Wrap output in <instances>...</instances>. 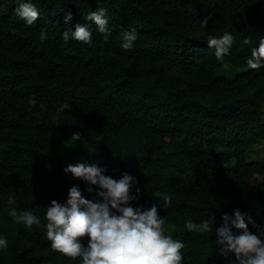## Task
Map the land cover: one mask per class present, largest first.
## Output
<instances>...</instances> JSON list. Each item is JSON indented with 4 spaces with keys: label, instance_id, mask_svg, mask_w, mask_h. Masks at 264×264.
I'll return each mask as SVG.
<instances>
[{
    "label": "trees",
    "instance_id": "16d2710c",
    "mask_svg": "<svg viewBox=\"0 0 264 264\" xmlns=\"http://www.w3.org/2000/svg\"><path fill=\"white\" fill-rule=\"evenodd\" d=\"M34 3L40 16L27 25L15 12L17 0H0V233L8 241L0 264H81L51 248L43 223L29 230L7 214L9 193L17 196L15 207L34 208L43 221L52 199L62 201L73 184L86 188L64 173V150L72 164L136 177L141 195L131 203L158 204L166 232L185 242L184 264H228L215 251L224 213L248 212L264 231V162L249 156L264 143V67L231 78L216 73L226 63L247 65L264 36V0ZM96 7L109 9L108 40L85 19ZM77 23L91 28L92 45L63 41L61 33ZM124 28L138 33L129 50L120 47ZM224 31L237 39L220 62L206 39ZM248 36L252 44L245 45ZM65 101L72 108L57 112ZM75 131L83 136L79 144L69 139ZM213 215L211 232L184 227L188 217Z\"/></svg>",
    "mask_w": 264,
    "mask_h": 264
},
{
    "label": "clouds",
    "instance_id": "9594fccd",
    "mask_svg": "<svg viewBox=\"0 0 264 264\" xmlns=\"http://www.w3.org/2000/svg\"><path fill=\"white\" fill-rule=\"evenodd\" d=\"M17 4L15 12L27 25L38 20L40 11L34 0H17ZM210 17L211 13L201 20L202 28L207 27ZM71 18V11H67L65 23ZM85 19L95 23L97 30L104 34V40L110 38L107 7H96L87 13ZM61 35L65 43L70 39L87 45L94 43L87 23L66 28ZM39 38L41 41L48 38L45 29L41 30ZM137 39L135 29L124 28L120 47L132 49ZM236 39L233 32L224 31L221 35L209 34L206 41L214 49L217 61L222 62ZM243 43L252 44V38L245 37ZM245 62L252 69L264 67V36L250 48ZM31 102L36 103L34 98ZM71 108L72 105L65 101L56 111L63 113ZM82 137L80 131H75L69 139L79 144ZM63 171L66 175L70 173L74 179L84 181L86 188L82 190L79 185L73 184L62 201L52 199L45 206L43 221L34 208L15 207L17 196L9 193L6 203L13 207L7 209V214L29 230L33 225L39 227L43 223L51 248L71 259L79 258L81 264H184L181 250L185 242L166 232L167 218L160 215L158 204L145 207L131 203L141 195V185L136 177L125 171L119 178H114L106 174L105 166L87 161L70 163ZM85 191L94 195L87 198L83 194ZM215 223L214 215L199 222L191 217L184 219V227L188 231L201 234L211 232ZM250 224L257 228V232L250 230ZM214 230L215 251L225 257L228 264H264V231L248 212L236 208L232 214L224 213L221 224ZM7 247V238L0 233V250ZM233 254L235 259H232Z\"/></svg>",
    "mask_w": 264,
    "mask_h": 264
},
{
    "label": "rangeland",
    "instance_id": "374dc122",
    "mask_svg": "<svg viewBox=\"0 0 264 264\" xmlns=\"http://www.w3.org/2000/svg\"><path fill=\"white\" fill-rule=\"evenodd\" d=\"M259 69H252L248 65L244 66H233L231 64H224L218 71L217 75L223 76L226 78H231L232 76H235L236 74L242 73V72H247V71H252V72H258ZM263 116H264V105H263ZM250 159L252 160H261L264 162V143L257 144L254 146V148L250 151ZM61 158H63L67 163H71L74 160V156L67 150H64L61 154ZM154 199L155 196H152ZM168 230H171V226H167Z\"/></svg>",
    "mask_w": 264,
    "mask_h": 264
}]
</instances>
